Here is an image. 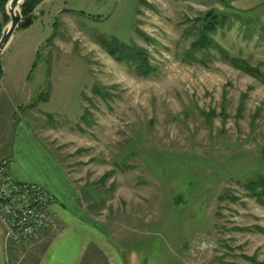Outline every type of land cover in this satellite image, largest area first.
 I'll return each instance as SVG.
<instances>
[{"label": "rangeland", "instance_id": "rangeland-1", "mask_svg": "<svg viewBox=\"0 0 264 264\" xmlns=\"http://www.w3.org/2000/svg\"><path fill=\"white\" fill-rule=\"evenodd\" d=\"M43 1L2 55L0 156L29 115L79 210L139 264H264V197L247 187L264 175V82L227 58L264 76V0ZM211 16L226 57L189 51ZM111 51L143 53L156 71ZM56 223L9 244L12 264H33Z\"/></svg>", "mask_w": 264, "mask_h": 264}, {"label": "crops", "instance_id": "crops-1", "mask_svg": "<svg viewBox=\"0 0 264 264\" xmlns=\"http://www.w3.org/2000/svg\"><path fill=\"white\" fill-rule=\"evenodd\" d=\"M54 2L56 0H44L43 4L51 3L52 6ZM25 30L27 28L23 29ZM6 47L0 56L3 75L6 63L2 60V55ZM2 80L1 78L0 83ZM12 82L14 80L11 84ZM15 83L16 86L17 81ZM6 95L14 98L16 91L11 92L6 88ZM28 116H20L19 121L13 125L11 149L6 155L0 156V159H12L11 171L17 181L38 184L55 196L53 212L61 229L53 233L40 251L33 252V264H139V260L137 262L133 256L135 249L124 248L121 245L123 238L116 234L113 237L116 241L113 240L106 228L107 223L88 219L79 210V192L75 184L48 145L35 133ZM112 232L115 233L114 230ZM140 242L139 239L136 240L137 244ZM16 247L5 244L4 226L0 222V264L13 263L18 253Z\"/></svg>", "mask_w": 264, "mask_h": 264}, {"label": "built area", "instance_id": "built-area-1", "mask_svg": "<svg viewBox=\"0 0 264 264\" xmlns=\"http://www.w3.org/2000/svg\"><path fill=\"white\" fill-rule=\"evenodd\" d=\"M8 159L0 162V222L4 242L33 243L57 227L53 212L55 196L33 183L14 179Z\"/></svg>", "mask_w": 264, "mask_h": 264}, {"label": "trees", "instance_id": "trees-1", "mask_svg": "<svg viewBox=\"0 0 264 264\" xmlns=\"http://www.w3.org/2000/svg\"><path fill=\"white\" fill-rule=\"evenodd\" d=\"M8 1L9 0H0V36L2 34L3 27L5 26V24L9 20L8 15L5 12V4ZM40 1L41 0H25L21 4V7L19 5H17L14 8V12L18 11L19 8H21V12H22L23 17L29 16L32 19L31 13ZM31 22H32V20H31ZM31 22L27 25H19L18 28H25V27L29 26L31 24ZM215 27H216L215 21L213 20V16H211V20H209L207 22V24L205 25L204 34L200 38L198 37L193 41L192 46H191L189 51L194 50V49L205 50V49H208L210 47H214V48H219L220 51L222 52L221 48L219 46H217L215 41L209 36V33L212 32ZM111 53L116 59H118L121 62L126 61L129 58L135 59L136 64H134V65L130 64V66L132 67V69H134V71L138 75L147 76L150 73H154L156 71V67L153 66L147 60V57L143 53H136V52L133 53V51H132L133 56H129V54L128 55H124V54H120V53L118 54V53H115V51H111ZM186 54H189V53H186ZM222 55L225 57L227 56V54H225L224 52H222ZM128 56H129V58H128ZM227 58L237 68L247 72L248 74L252 75L253 77L264 82V76L262 75V73L259 72L258 69L250 67L247 63L241 62L237 59L233 60L232 58H229V57H227ZM2 74H3V70H2L1 63H0V78L2 77ZM247 187L251 191V195H253L259 199L264 197V175L259 176L258 178L249 181L247 184ZM261 231H264V230L262 229Z\"/></svg>", "mask_w": 264, "mask_h": 264}, {"label": "water", "instance_id": "water-1", "mask_svg": "<svg viewBox=\"0 0 264 264\" xmlns=\"http://www.w3.org/2000/svg\"><path fill=\"white\" fill-rule=\"evenodd\" d=\"M25 0H9L6 4V12L9 16V21L2 30L0 36V54L10 41L13 33L19 27V25H27L31 22V17H23L20 9L14 12V8L17 5H21Z\"/></svg>", "mask_w": 264, "mask_h": 264}, {"label": "bare ground", "instance_id": "bare-ground-1", "mask_svg": "<svg viewBox=\"0 0 264 264\" xmlns=\"http://www.w3.org/2000/svg\"><path fill=\"white\" fill-rule=\"evenodd\" d=\"M15 12H17V11H15Z\"/></svg>", "mask_w": 264, "mask_h": 264}]
</instances>
